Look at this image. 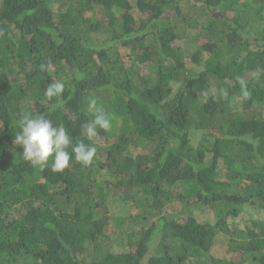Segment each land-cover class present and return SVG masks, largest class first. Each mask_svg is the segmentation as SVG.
<instances>
[{
    "label": "trees",
    "instance_id": "trees-1",
    "mask_svg": "<svg viewBox=\"0 0 264 264\" xmlns=\"http://www.w3.org/2000/svg\"><path fill=\"white\" fill-rule=\"evenodd\" d=\"M260 19L264 0H0V264H264V224L246 214L264 210V111L232 109L246 91L245 108L264 110ZM182 27L206 61L184 80ZM210 78L226 96L205 91ZM54 80L66 89L48 118L74 141L89 99L114 117L90 166L33 167L14 143L22 111L57 104L44 96ZM174 201L184 217L165 212ZM218 233L240 261L211 255Z\"/></svg>",
    "mask_w": 264,
    "mask_h": 264
},
{
    "label": "clouds",
    "instance_id": "clouds-1",
    "mask_svg": "<svg viewBox=\"0 0 264 264\" xmlns=\"http://www.w3.org/2000/svg\"><path fill=\"white\" fill-rule=\"evenodd\" d=\"M41 67L42 70L45 68L44 65ZM47 70H51V65L47 66ZM74 75L76 80L82 79L78 70ZM65 89L66 83L62 80L49 83L44 90V96L49 101L55 98L57 104L49 107L47 113L24 110L15 124L18 131L15 132L14 143L16 146L23 147L22 158L33 167L43 169L50 166V170L54 173L70 168L73 159L84 166H90L98 152L95 138L100 130L110 131L114 119L95 97L89 99L87 111L92 115V119L81 124L83 138L74 141L73 136L63 124H54L52 119L48 118V114L54 112L55 107L62 103L60 98ZM244 94L247 95V92Z\"/></svg>",
    "mask_w": 264,
    "mask_h": 264
},
{
    "label": "rangeland",
    "instance_id": "rangeland-1",
    "mask_svg": "<svg viewBox=\"0 0 264 264\" xmlns=\"http://www.w3.org/2000/svg\"><path fill=\"white\" fill-rule=\"evenodd\" d=\"M244 1V0H243ZM250 9L249 8V4H246V9ZM251 11V12H250ZM250 11H246V17L253 18L254 14L252 10ZM262 22H260L258 25V20L255 21L254 26L257 25V28L259 30L264 28V19H260ZM253 25V24H251ZM181 33H182V39L179 41V46L183 47V51L186 55H188L187 59H186V64H187V70L186 72L183 73V78L182 80H184L185 77H188L190 75H196L198 74L200 71H202L205 68V62L204 59L202 60L201 63H197L195 62V60H193L192 56L194 53H196V51L198 50V46L193 45V42H189L187 41L186 37H185V32H184V28H181ZM108 31L105 30L103 32L100 33H95L93 35V41L96 43H100V44H104L107 39H108ZM206 60V59H205ZM259 75L258 71H250L248 73H246L244 76L239 77L238 80H240L243 84L247 85L249 83H251V80L255 77H257ZM205 91L207 93H210L212 95H218V96H226V94L228 93V91L224 90V88L220 85V83L214 79V78H210L209 82L207 83L206 87H205ZM246 92V91H245ZM245 96H244V91L242 92H238L237 94H233L232 95V109L237 111L238 116L237 117H243V118H253V117H259L264 110H258L256 108V105H252L251 107L245 108L246 104L243 102ZM210 158V157H209ZM222 177L224 178L226 176V173L224 171H222ZM123 205V204H122ZM127 205V204H125ZM122 208L120 207L121 205H119L118 203L113 204L112 206H110L113 211H115L114 209L117 210V215L119 214H127L129 213V209L130 206H125ZM129 205V204H128ZM172 205H174L176 208H171L169 207L168 209L166 208L165 212H167L170 216H178V215H182L181 210H183V206L181 203L174 201L172 203ZM135 212V211H133ZM247 217L249 218L248 221V225L249 227L252 226V221L251 220H255L259 222V226L262 225V223L264 224V210L261 209L260 207H248L247 208ZM185 215L183 214L182 217H184ZM195 216L197 217V219L199 221H214L213 219V212L209 211V212H205V211H201V210H196L195 211ZM181 217V218H182ZM241 219H236L235 222L239 223L241 222ZM247 226V223L244 225ZM114 230L117 232L123 231V227L121 226H113ZM228 242H229V238L227 236H225L222 233H218L216 236V239L214 240L213 243V247L211 250V255H213L214 257L217 258H221V259H226V260H234L235 262L240 261V257L238 255H233V258L231 257V255H229L228 253ZM253 260V258H252ZM251 259L249 260V264H251L252 262H254V264L256 263V261H252ZM238 264V263H235Z\"/></svg>",
    "mask_w": 264,
    "mask_h": 264
}]
</instances>
